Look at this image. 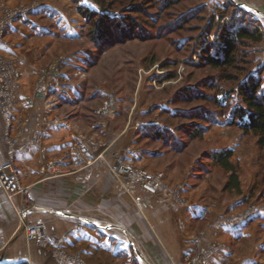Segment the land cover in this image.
Returning a JSON list of instances; mask_svg holds the SVG:
<instances>
[{
    "label": "crops",
    "instance_id": "obj_1",
    "mask_svg": "<svg viewBox=\"0 0 264 264\" xmlns=\"http://www.w3.org/2000/svg\"><path fill=\"white\" fill-rule=\"evenodd\" d=\"M51 20L30 16L17 19L7 30L5 43L0 44V53L15 59L20 71H36L32 83L18 84L15 118L9 132L14 146L27 143L43 127V117L61 121L43 131L44 159L38 144H28L27 149L10 156L0 113V164L11 159L25 187L23 193L14 195L15 207L0 189V264H57L50 246L25 239L15 208L22 211L28 223L41 219L48 235L62 237L64 249L85 263L182 264L183 255L193 250L197 234L199 242L212 236L208 227L198 230V226L207 215H216V210L203 207L204 196L198 195L196 200L197 195L184 193L153 195L113 175L111 165L133 159L126 151L137 146L136 129L126 115L108 117L101 127L88 122L80 112L85 81L75 72L83 68L86 52L57 45L61 36L70 34L68 21L60 16ZM72 21L75 25L78 22ZM70 28L71 37H78L73 31L78 27ZM26 85L32 88V95L25 94ZM25 118L27 122H23ZM79 134L86 138L78 145ZM89 139L96 145L92 146ZM139 146L138 163L145 165L152 153ZM49 161L51 165H47ZM224 255L213 257L209 264L256 263L251 257Z\"/></svg>",
    "mask_w": 264,
    "mask_h": 264
},
{
    "label": "rangeland",
    "instance_id": "obj_2",
    "mask_svg": "<svg viewBox=\"0 0 264 264\" xmlns=\"http://www.w3.org/2000/svg\"><path fill=\"white\" fill-rule=\"evenodd\" d=\"M106 1L113 2L111 7L105 5L101 8L108 14L129 15L130 18L137 17L139 20L147 15L126 11L122 2L131 0H102L103 3ZM156 1L161 6L164 2ZM226 1L180 0L176 5L163 9L160 16H155L151 21L152 27L147 28L149 34L156 35L162 27L165 30L163 36H158L157 39L153 36L147 41L137 40L103 50L96 59V65L88 69L82 62L83 68H79V74L75 72V75L85 81L84 105L80 112L83 111V115L89 118L88 122L103 127L108 117L121 114L129 116L135 129L143 128L145 122H152L167 130L162 138L136 133L137 146H133L134 164L145 169V165H151L154 169H147L149 172L163 173V187L154 195L172 197L184 193L183 195H197L196 200L198 195L199 198L204 196L205 200L201 202L203 207L216 210V215H207L198 226V230L208 227L212 230V236L209 234L205 242H199L197 234L194 248L183 255L182 264H209L213 257L225 253L230 256L237 254L238 258L251 257L256 261L255 264H264V149L259 148L257 138L252 133H244L238 125L231 122L234 108L244 106L237 93L239 84L245 82L249 75L257 76L262 68L260 75L264 87V0H254L255 4L252 3L253 0H228L248 12L246 21L258 28L263 35L260 43L246 41L238 46L236 66L228 70L232 78L222 79L216 70L204 65H186L187 41L191 37L201 33L211 21L220 20L222 25L223 22H231L237 18L230 16L231 7L223 17H219ZM136 2L141 3L142 0ZM98 4V0H0V14L8 7H31L32 10L17 19L30 16L53 22L52 18L60 16V19L68 21L66 24L70 34L61 36L57 45L68 51L85 50L82 59L88 61L91 53L96 54L97 50L93 49L86 37L88 22L79 8L99 10ZM148 11L147 13H153L156 10L152 8ZM183 15H188V18L180 23L179 17L182 18ZM75 17L80 18L81 22ZM73 19L78 21L76 25L73 24ZM70 27H78L73 30L74 35L78 33V37H71L73 32ZM64 28L65 26L62 31ZM217 36L218 32L208 34L207 40H214ZM185 40L186 43L183 42ZM30 41L28 42L31 43ZM166 61L172 64L165 63ZM117 70L119 71L115 73ZM170 70L177 76L167 79L166 75ZM35 75L36 71H20L19 81L28 85L33 82ZM204 79H213L216 86L213 89L201 88L203 93L212 96L214 100L218 99L221 104L213 100L205 101L203 95L187 102L178 98L183 87L202 85ZM27 85L25 94L32 95V88ZM95 90L99 96L86 102L87 97ZM109 94L116 99L117 111L111 116L100 117L97 110ZM86 105L95 107L97 118L88 115L84 109ZM205 111L209 119L202 120L199 116H194L195 112L203 114ZM99 120L103 124H99ZM195 124L201 125V132L198 136L189 137L185 131ZM140 144L144 151L152 153L145 165L138 163ZM223 148H230L232 151L230 161L239 179L238 189L225 186L229 172L212 161L208 154ZM49 246L53 256L63 251L84 262L75 253L66 251L62 242L60 249L54 244ZM201 255L204 263L198 258ZM55 259L57 260L56 257Z\"/></svg>",
    "mask_w": 264,
    "mask_h": 264
},
{
    "label": "trees",
    "instance_id": "obj_3",
    "mask_svg": "<svg viewBox=\"0 0 264 264\" xmlns=\"http://www.w3.org/2000/svg\"><path fill=\"white\" fill-rule=\"evenodd\" d=\"M131 1L122 2L123 8H127L126 11L129 12L139 14L145 13L147 14L145 15V18L139 20L137 17H133L132 19L129 15L120 16L117 15V13L112 15L101 9L105 5L106 7H111V5H113L112 1H106V3H103L102 0H98V2H100V4H98L99 10L79 8L80 12L83 13L88 22L89 29H86V37L89 38V42L93 45V49L97 50L96 54H89L90 56L88 61H86V59H82L88 69L96 65V59L100 56L101 51L103 50L128 44L129 42L131 43L137 40L141 42L147 41L153 36L156 39L158 36H163L165 34V30H163L162 27L158 29V33L156 35L149 34L147 28L152 27L151 21L155 18V16H160L163 9L176 5V3L180 0H164L162 6L160 4L157 5L158 2L156 0H142L141 3L136 2L137 0ZM229 7H231L230 16L232 18L236 16L237 18H234L231 22H223L222 25L220 24V20L218 22L211 21L206 25L201 33L191 37L187 41L189 44L187 45L188 47H186L187 54L185 56L186 59H188L186 62L187 66L199 67L204 65L216 70L220 78L230 79L233 76L228 72V70L236 66V52L238 46L246 41H250L252 43H260L262 41L263 35L261 31L246 21L249 13L236 7L230 1H226L224 9L220 11L219 17H223V15L228 12L227 10ZM152 8L156 11L153 13H147L149 12L148 10ZM191 15H193V13ZM186 18H188V15H183L182 18L180 16L179 22H184ZM177 24L178 22H176L175 25ZM167 28L168 27H166V29ZM217 32L218 36L214 40H207L208 34H215ZM183 42L186 43V40ZM183 42H181V44ZM146 58H148V56ZM165 63L172 64L170 61H166ZM262 70V68L259 70V74L257 76L249 75L245 82L239 84L237 93L240 95L244 106L235 107L231 119V122L238 125L244 133H252L257 138V145L260 149H264V87L262 86V79L260 75ZM118 71L119 70L115 73ZM176 76L175 72L170 70L167 73L166 78L170 79ZM128 80L130 81L131 78ZM215 86L216 85L214 84L213 79L205 80L202 85H197L196 87L186 86L181 89V92H179L180 95L178 93V98L186 100L187 102L195 99L196 96L203 95V100H213L221 104L218 99L215 98L214 100L212 96L205 95L201 89L203 87L213 89ZM96 91L97 90L93 91L87 97L88 100H86V102L92 101L94 97L99 96L98 93L96 94ZM84 96L85 94L81 97L83 103ZM84 109L87 110L88 115L92 116V118L95 116L97 118L94 106L86 105ZM186 114L190 115V113ZM194 116H199L202 120H204V118H210L206 111L203 112V114L195 112ZM92 118L91 120L93 121ZM87 119L89 118L87 117ZM193 126L194 127H191L190 130L188 129L185 131L189 137L198 136L201 132L200 124H195ZM166 131L165 127H160L152 122H145L143 128L136 129V132L139 135H149L151 137L159 138H162L164 132ZM208 154H210L212 161L229 172L225 186L227 188L238 189L239 179L233 163L230 161V157L232 155L231 149L223 148Z\"/></svg>",
    "mask_w": 264,
    "mask_h": 264
},
{
    "label": "built area",
    "instance_id": "obj_4",
    "mask_svg": "<svg viewBox=\"0 0 264 264\" xmlns=\"http://www.w3.org/2000/svg\"><path fill=\"white\" fill-rule=\"evenodd\" d=\"M32 8L30 7H8L3 10L0 14V44L5 43V34L7 30L11 27L13 22L25 14H27ZM77 74L79 72L77 71ZM20 79V69L12 57L0 53V113L3 121V135L7 138L9 143L8 153L10 156L16 151H22L27 149L28 144H38L40 157L44 159L45 149L41 145L42 135L45 128L52 125H60L61 121L58 118L48 119L43 117V127L39 129L27 143H22L18 146H14L12 140L9 138V132L13 125L15 118V109L18 98V84ZM117 111L116 99L112 94L103 101L101 106L98 108L97 113L100 117H108L115 114ZM28 119H23V122H27ZM103 124L101 120L98 122ZM76 135L73 134L75 138ZM86 138L84 134H79L77 136V144L79 145L81 141ZM89 143L92 146L96 145V142L89 139ZM127 155L133 157L135 151L133 149L127 148ZM126 156V155H125ZM52 161H49L47 165H51ZM49 168V167H48ZM47 169V168H46ZM110 171L117 178H123L131 183H134L144 191L149 194L158 193L163 187V173L160 171L149 172L144 167L136 165L129 158L118 161L116 164L110 166ZM0 189H2L11 205L15 207L13 197L18 193H23L25 187L20 184L19 178L16 174L15 168L13 166L12 160L0 164ZM16 214L20 221V228L23 231L24 237L27 241H34L42 247H47L50 244H54L57 247L61 246L62 237L52 238L48 235L45 224L41 219H36L33 222H26L23 218L22 211L16 209ZM60 249V247L58 248ZM54 254V253H53ZM54 256L57 258L58 264H83L72 256L59 251L55 253ZM201 255L198 256L199 260L204 263V258Z\"/></svg>",
    "mask_w": 264,
    "mask_h": 264
},
{
    "label": "water",
    "instance_id": "obj_5",
    "mask_svg": "<svg viewBox=\"0 0 264 264\" xmlns=\"http://www.w3.org/2000/svg\"><path fill=\"white\" fill-rule=\"evenodd\" d=\"M259 13V12H258Z\"/></svg>",
    "mask_w": 264,
    "mask_h": 264
}]
</instances>
